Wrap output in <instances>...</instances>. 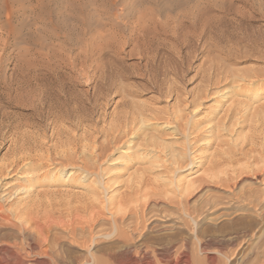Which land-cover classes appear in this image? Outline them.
<instances>
[{
    "label": "rangeland",
    "instance_id": "374dc122",
    "mask_svg": "<svg viewBox=\"0 0 264 264\" xmlns=\"http://www.w3.org/2000/svg\"><path fill=\"white\" fill-rule=\"evenodd\" d=\"M263 90L264 0H0L1 264H264Z\"/></svg>",
    "mask_w": 264,
    "mask_h": 264
},
{
    "label": "bare ground",
    "instance_id": "6f19581e",
    "mask_svg": "<svg viewBox=\"0 0 264 264\" xmlns=\"http://www.w3.org/2000/svg\"><path fill=\"white\" fill-rule=\"evenodd\" d=\"M145 11H147V10H144V14L146 13ZM152 12V11H151ZM150 11H149V13H151ZM147 14V13H146ZM151 16H152V14H151ZM153 18V17H152ZM88 21V20H87ZM86 21V22H87ZM86 22H84L85 24H87ZM88 23H89V21H88ZM153 23V22H152ZM263 93H264V90H263ZM219 103H218V101H217V103H215V105L217 106ZM219 107V106H218ZM135 139H136V136H132L131 138H129L127 141H125L121 146H120V148H119V150L115 153V155H114V160L115 161H117L118 163H122V162H124V160H125V158L127 157V156H129L130 154H132V152H133V150H134V144L137 142H135ZM74 174V173H73ZM30 188V187H29ZM28 189V188H27ZM30 216V215H29ZM34 220H36V219H34ZM39 222V220H38V218H37V220H36V223H37V225L40 227V226H42V225H39L40 223H38ZM170 225V224H169ZM40 232V231H39ZM43 237V236H42ZM14 243V242H13ZM4 244V243H3ZM7 244H9V243H7ZM127 246V245H126ZM125 249V248H124ZM126 249H128V248H126ZM149 250V249H148ZM126 252H127V250H126ZM129 252V251H128ZM131 252V251H130ZM132 254V253H131ZM137 254H138V251H137ZM163 254V253H162ZM30 255V254H29ZM14 256V255H13ZM26 256V255H25ZM4 248L2 247V246H0V264H1V262H2V260L4 259ZM8 257H9V255H8ZM17 260L19 259L20 260V258H19V256H14ZM21 257V256H20ZM139 257V256H138ZM6 258V257H5ZM119 258V257H118ZM117 258V259H118ZM137 258V257H136ZM25 259V258H24ZM140 259H141V257H140ZM168 259V258H167ZM13 260H15V259H13ZM12 260V261H13ZM5 261V260H4ZM35 261V260H34ZM125 261V260H124ZM131 261V260H130ZM137 261V260H136ZM148 261V260H147ZM155 261V260H154ZM158 261V260H157ZM140 262V261H139ZM159 262H160V260H159ZM20 263V262H19ZM37 263H39V262H37ZM125 263H126V261H125ZM134 263V262H133ZM146 263V262H145ZM149 263H150V261H149ZM26 264V263H25ZM40 264H44V263H40ZM122 264V263H121ZM164 264V263H163ZM169 264V263H168ZM175 264V263H174Z\"/></svg>",
    "mask_w": 264,
    "mask_h": 264
}]
</instances>
